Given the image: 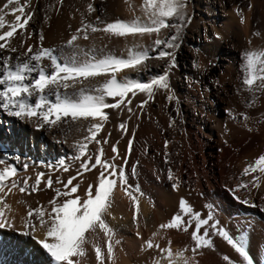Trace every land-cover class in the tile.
<instances>
[{"label":"bare ground","instance_id":"1","mask_svg":"<svg viewBox=\"0 0 264 264\" xmlns=\"http://www.w3.org/2000/svg\"><path fill=\"white\" fill-rule=\"evenodd\" d=\"M4 2L5 0H0V7ZM89 2L96 9L88 16L90 21H94L96 17L101 20L105 17L107 19L104 21L107 22L116 19L131 21L136 17L146 19L141 11L143 0H121L124 5L118 6V12H115L116 0H63L62 4L57 0H31L34 15L24 30L25 36L28 33L31 35L26 39L23 50L26 51L29 45L35 50L42 43L43 47L55 48L60 52L61 46L66 44L71 34L81 27L80 13L85 12L87 15L85 9ZM236 2L228 0L218 5L205 4V13L194 20L196 34L186 47L191 53V66L185 65L180 70L177 52L181 50V46L176 52L177 67L172 70L170 84L179 99V116L176 101L169 102L167 93L163 91L158 92L140 110L136 105L146 97L139 93L132 98L130 107L133 113H129L126 108L123 111L105 110L109 114V120L97 139H107L108 143L89 144V151L93 153L102 146L109 159L114 155L111 148L115 145L120 156L127 157L128 173L133 166H137V174L129 177V184L138 185L142 192V195L137 194L140 208L137 221L133 220L135 209L119 187L114 192L112 206L105 217L116 233L113 240L121 241L120 244H114L115 264H154L156 260H159V264H168L166 259L161 258L159 250H141V246L158 231L161 223L168 222L178 213L182 198L194 211L201 213L202 218H206L209 210L214 207L219 226L234 237L239 230L247 229L250 221L248 251L256 264H264V212L260 210L264 208V199H261L264 197V177L259 181L258 189L252 188L251 193L240 189L236 194L241 199L250 198L259 207H249L238 202L229 191L238 183L250 182L258 175L253 173L245 176L242 173L249 163L264 154V95H260L254 105L249 107L247 103L251 100L250 94L238 92L241 54L246 50H264V16L260 14L257 17L252 11L254 7L251 12L245 11L243 5H234L231 11H227L226 6ZM49 5L53 7L49 8ZM237 8L243 10V23L237 15ZM5 19L10 22L14 20V16L6 10ZM257 30L260 35H255ZM21 31L18 29L13 39L14 44L25 39L20 36ZM169 33L170 30H164L162 37L169 36ZM41 34L44 37L42 42ZM217 34L220 38H217ZM154 39L155 36L147 35L118 38L96 32L90 33L87 40L78 39L76 44L97 58L109 53L126 57L127 49L133 45L147 47L150 55H156L159 49L152 50ZM70 52L71 49H63L65 57ZM12 55L15 56L16 53ZM81 56L83 57V53ZM152 61L155 60L147 62V70H125L117 78L147 81L152 75L162 72L150 68ZM196 64L199 68L194 66ZM244 114L250 119L245 121ZM173 118L176 124L169 127L170 119ZM122 122L127 123L126 133L119 128ZM87 123L84 122L85 127L80 131L76 130L77 125H73L72 130L65 134L60 129L38 130L33 123L0 111V157L11 158L9 163L18 169V176L13 179L18 181L19 177L30 178L28 183L31 186L35 183L37 173H45L38 191L29 195L19 194L17 189H13L6 198V203L11 206L8 214L14 219L16 230L0 229V264H53L36 240L28 243L26 236L20 234L23 231L22 221L27 218L30 208L49 207L48 202L56 195L54 190L63 188L62 184L56 183L57 178L66 183L70 176L77 174L80 162L74 161L72 157L77 154V142L87 135ZM249 128L252 130L249 131ZM130 140L132 147L129 152ZM165 141H168L167 148ZM17 156L19 161L15 160ZM60 160H65L71 166L68 172L56 169ZM25 163L29 165L27 171L23 168ZM115 163L122 164L123 161L118 159ZM169 169L179 178L178 190L173 188V181L168 179ZM98 174L97 167L78 176L73 184L79 181L81 186L74 195L83 196L88 185L95 184ZM49 176L53 179L52 188L46 187ZM193 230L194 222L188 232L182 229L159 230V235L154 240L161 248L171 247L173 253L187 247L185 256L192 257ZM42 232L43 230L38 229L36 235L43 238ZM103 238V233H98V243L106 255L107 243L102 244ZM212 240L214 249L204 248L195 255L198 264H227L223 259L224 255L234 262L241 260L220 236H212ZM88 250L83 264H97L94 250ZM106 264L109 262L106 261Z\"/></svg>","mask_w":264,"mask_h":264},{"label":"snow or ice","instance_id":"2","mask_svg":"<svg viewBox=\"0 0 264 264\" xmlns=\"http://www.w3.org/2000/svg\"><path fill=\"white\" fill-rule=\"evenodd\" d=\"M57 2L62 4L63 0H57ZM190 2L191 0H143L141 11L146 17L145 20L136 17L131 21L116 19L113 22L101 20L100 17H96L94 21L88 20V16L96 11L93 3L89 2L85 9L87 15L85 12L80 13L81 27L71 34V38L61 46L60 52L55 48L43 47L42 43L35 50L32 45H29L26 51L23 50L26 39L31 35L28 33V36H25L24 31L34 15L31 0H23V2L22 0H5L0 7V41L3 42L0 43V111L11 117L33 123L38 130L60 129L65 134L72 130L73 125H77V131L84 129V122H88L87 135L82 141L77 142L75 145L77 154L72 157L74 161L80 162L77 174L70 176L66 183L57 178L56 183L62 184L63 188L54 190L56 195L48 202L49 207L30 208L27 218L22 221L23 231L20 234L26 237L31 236L36 240L48 253L53 264H83L88 255L87 246L89 245L95 252L97 264H106V261L109 264H115L114 244H120L121 241L113 240L116 233L105 217L112 206L114 192L119 187L135 209L133 220L137 221L140 212L137 194L142 195V192L138 185L129 184L130 175L137 174V166H133L128 173L126 171L127 157H121L115 145L111 148L114 155L109 159L102 146L93 153L89 151V144L108 143L107 139H97L104 124L109 120V114L105 110L123 111L126 108L129 113H133L130 107L132 98L139 93L146 97L143 102L136 105L140 110H143L158 92L163 91L167 93L169 102L176 101V111L179 116V99L171 87L170 76L172 70L177 67L176 52L181 46L184 31L193 18L188 13ZM52 7L53 5H49V8ZM6 10L14 16L13 21L6 22ZM237 15L241 17V23H243V10L237 8ZM18 29L22 30L20 36L25 39L14 44L13 39ZM164 30H174V32L170 36L162 37ZM96 32L118 38L155 36L152 50L159 49V51L156 55H150L149 48L133 45L127 49L126 57H117L109 53L97 58L80 49L76 44L78 39L87 40L90 33ZM217 38H220L218 34ZM43 39L41 34L40 41L42 42ZM161 45H163L162 48ZM64 48L71 49L66 57L63 53ZM3 52L8 54L4 55ZM13 53L16 55L13 56ZM165 59L166 65L163 71L152 75L147 81L128 77L122 80L117 78V75L125 70H147L149 60ZM241 61L238 92L250 94L251 100L247 106L251 107L260 95H264V50H246L241 54ZM194 66L199 68L198 64ZM229 115L235 119L231 112ZM243 119L247 121L250 117L244 114ZM175 124L176 120L170 119L169 127ZM119 128L126 133L127 123L122 122ZM251 130L249 128V131ZM167 145L168 141H165V148ZM131 147L132 140L129 141V152ZM9 159L11 158L0 157V229L16 230L14 219L8 214L11 212V206L6 203L8 194L17 188L20 193L27 192L29 195L38 191L45 173L36 174L34 185L30 186L28 183L30 178H26L20 186L13 179L18 176V169L9 163ZM19 159L18 156L15 157V160L19 161ZM118 159L123 163H115ZM165 162H168L167 153ZM28 167L26 163L23 165L25 171ZM55 167L57 170L68 172L71 166L65 160H60ZM97 167L99 174L95 184L90 183L83 196L74 195L81 185L79 181L75 184L73 181H77V177L82 176L84 172H90ZM253 173L258 175L254 176L252 181L240 182L229 191L238 202L255 208L259 206L250 198L241 199L236 194L240 189L251 193L252 188L260 187L259 181L264 177V154L249 163L243 169L242 175L247 176ZM168 179L173 181V188L178 190L180 181L172 169L168 170ZM52 186L53 179L49 176L46 187L52 188ZM260 210L264 212V208ZM214 213L213 207L206 218H202V214L194 211L182 198L178 213L174 214L168 222L161 223L158 231L144 241L141 250H159L161 258L166 259L168 264H198V261H195L197 252L204 248L214 249L212 236L218 235L241 257L239 262H234L224 255L223 259L227 264H256L248 251L251 222H248L247 229L239 230L238 235L234 237L224 227L219 226ZM185 217L188 219L186 220ZM193 222L192 257L185 256L187 247L183 251L173 253L171 247L161 248L154 240L155 236L159 235V230L182 229L188 232ZM38 229L43 230V238L36 235ZM100 232L106 238V255L98 243ZM137 236H140L138 223ZM154 264H159V260H156Z\"/></svg>","mask_w":264,"mask_h":264},{"label":"rangeland","instance_id":"3","mask_svg":"<svg viewBox=\"0 0 264 264\" xmlns=\"http://www.w3.org/2000/svg\"><path fill=\"white\" fill-rule=\"evenodd\" d=\"M224 1H228V0H191L190 4L188 5V13H189V15L193 16V18H192L191 24L184 31L183 40H182V43H181V50L179 52H177V60H178V64H179L180 70H183L185 65L186 66H191V53L187 50L186 47L190 45L192 36L194 37L195 34H196V31H197L196 30V25L194 23V20H197L198 15L205 13V7H206L205 4L206 3H208L210 5H218L220 2H224ZM231 1H235V2L238 1V2H236L234 4H230V5L228 4L226 6L227 11H231V9H232V7H234V5H235V7L243 5L242 8H244L245 11L251 12L249 10V5H251V9L254 7L252 9V11L257 17L260 14H262L264 16V0H231ZM116 2H117V4H116L117 6H115V10H116L115 12H118L119 11V7L118 6L124 5V4L121 2V0H118V1L116 0ZM257 11H258V13H257ZM102 18H103V20L107 19L105 17H102ZM173 32H174V30H170L169 36L172 35ZM257 32H258V30L255 33H257ZM162 47H163V45H161V48ZM169 51H171V50H169ZM162 61L163 60L152 61V63L150 64V68L152 70L159 69L160 71H163V69H164V67L166 65V59L163 62ZM19 178L20 179H18L17 182H18V184L20 186H22L24 180L26 179V177H19ZM17 192L19 194H28V193H20L18 188H17ZM26 240L28 241V243L35 242V240L32 239L31 236L26 237ZM103 242L107 243L105 237L103 238L102 244H103ZM87 249L91 250L92 249L91 245L87 246ZM42 251L46 252L43 248H42ZM46 254L48 255L47 252H46ZM30 259L32 260V256H30Z\"/></svg>","mask_w":264,"mask_h":264}]
</instances>
